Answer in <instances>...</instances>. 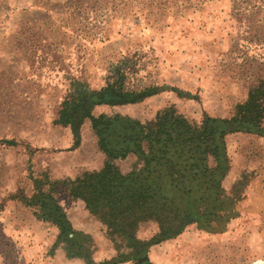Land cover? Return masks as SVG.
Segmentation results:
<instances>
[{
	"label": "rangeland",
	"instance_id": "1",
	"mask_svg": "<svg viewBox=\"0 0 264 264\" xmlns=\"http://www.w3.org/2000/svg\"><path fill=\"white\" fill-rule=\"evenodd\" d=\"M136 1L139 5L134 10L109 19L105 25L108 40L100 43L79 32L91 19L72 17L65 7L67 0H0V75L6 76L14 67V105L31 115L14 126L20 138L5 137L3 141L7 145L20 141L19 150H26L27 144L31 146L27 151L49 150L32 159L3 148L1 184L5 182L1 174L7 176L9 170L19 171L24 165L28 170L47 169L59 178L103 167L106 157L98 149L89 120L78 131L55 124L56 107L69 94L72 78L82 76L83 82L98 89L107 84L112 76L109 72L117 66L123 68L127 82L162 88L135 104L96 105L94 115L151 121L160 110L172 106L197 123L204 116L229 118L246 100L250 85L264 82V0ZM29 22L50 32L48 42L67 48L69 73L47 67L36 75L31 71L28 53L16 44ZM80 63L85 66L82 75L78 74ZM33 96L38 98L33 100ZM122 122L114 124L113 139L124 128ZM226 143L230 168L223 185L226 194L236 200L235 215L222 232L191 224L177 238L150 246V264H254L264 260V137L232 132ZM115 164L127 173L140 168L141 161L131 155ZM10 177L8 189L0 185V201L12 187L15 177ZM61 203L73 228L92 239L94 264L110 261L116 251L106 227L82 201L63 195ZM1 205L0 264H86L83 258L66 255L54 227L31 214H11ZM156 232L157 226L148 222L139 227L137 236L148 240Z\"/></svg>",
	"mask_w": 264,
	"mask_h": 264
},
{
	"label": "trees",
	"instance_id": "2",
	"mask_svg": "<svg viewBox=\"0 0 264 264\" xmlns=\"http://www.w3.org/2000/svg\"><path fill=\"white\" fill-rule=\"evenodd\" d=\"M138 3L136 0H67L65 7L72 17L91 19L79 32L102 43L108 40L105 25L109 19L121 18L125 10H134ZM89 13L96 15L89 17ZM30 23L27 28L23 27L22 38L17 37L16 44L18 49L28 53L26 62L31 71L36 75L47 67L51 71L69 73L67 48L48 42L50 32L32 27ZM84 47L88 48L79 46ZM79 65L82 69L78 74L82 75L85 66ZM112 69L107 84L98 89L83 82L82 76L72 78L69 94L56 107L55 124L59 126L78 131L85 120L90 121L98 149L106 157L103 167L73 178H59L47 169L28 170L26 165L19 171L12 168L7 176L5 172L1 174L5 182L0 185L6 189L10 176L15 178L0 203L1 207H8L11 214H31L48 223L58 231V242L62 243L68 257L83 258L86 264H94L92 239L73 228L61 203L63 195L80 200L106 227L114 245L115 255L105 264L132 260L136 264H150L147 258L150 246L177 238L191 224L210 232H222L235 215L236 200L226 194L223 185L230 168L226 136L243 132L264 137V82L250 85L246 100L236 106L229 118L204 116L197 123L169 106L160 110L155 119L140 121L118 114H93L96 105L135 104L162 91L161 87L151 84L127 82L123 68L114 66ZM1 73L0 151L10 148L16 155L20 153L33 159L34 155L49 150L27 151L31 148L29 144L26 150H19L16 146L20 141L9 145L3 141L5 137L20 138L14 126L31 115L14 105V67L8 69L6 76ZM122 119L125 126L113 139L111 130ZM131 155L141 161V166L125 173L115 161ZM148 222L157 226V232L148 240H141L137 236L138 229Z\"/></svg>",
	"mask_w": 264,
	"mask_h": 264
},
{
	"label": "water",
	"instance_id": "3",
	"mask_svg": "<svg viewBox=\"0 0 264 264\" xmlns=\"http://www.w3.org/2000/svg\"><path fill=\"white\" fill-rule=\"evenodd\" d=\"M254 264H264V260L256 261Z\"/></svg>",
	"mask_w": 264,
	"mask_h": 264
}]
</instances>
